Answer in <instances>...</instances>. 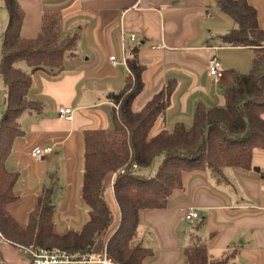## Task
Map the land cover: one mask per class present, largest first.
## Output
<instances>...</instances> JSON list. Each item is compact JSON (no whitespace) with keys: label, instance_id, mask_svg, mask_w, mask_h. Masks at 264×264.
I'll return each instance as SVG.
<instances>
[{"label":"crops","instance_id":"obj_1","mask_svg":"<svg viewBox=\"0 0 264 264\" xmlns=\"http://www.w3.org/2000/svg\"><path fill=\"white\" fill-rule=\"evenodd\" d=\"M257 10L258 25L264 29V0H246ZM25 18L21 36L34 38L43 8H60L64 33L77 34L74 55L67 56L60 69L26 66L31 77L29 98L41 103L39 111L22 113L21 136L15 139L4 160L7 172L16 176V201L7 211L25 227L38 197L53 187L54 230L59 235L79 232L88 219V207L80 199L83 168V133L111 130L117 105L109 96L121 91L129 76L121 64L120 32L133 34L129 48L139 47V62L145 66L144 89L133 102L140 110L169 80L176 81L171 103L160 117L153 134L172 130L176 123L189 128L195 109L223 106V93L234 83V75L247 74L252 67L253 50L230 48L219 40L235 28L215 0H21ZM1 20H6L1 13ZM63 33V32H62ZM120 63L113 66L110 57ZM216 56L223 76L208 75L209 60ZM5 88L0 85V118L5 109ZM59 107L73 109L72 120L60 118ZM50 148L42 161L31 156L35 149ZM257 167L256 171L253 168ZM155 170L146 171L153 175ZM218 181L211 173L186 174L183 187L165 209L144 211L138 232L143 244L154 251L146 264H184L183 250L194 237L205 243L213 258L236 251L228 264H264V152L254 150L252 168H227ZM112 181V179H111ZM115 218L119 209L112 183L105 191ZM192 208L198 217L185 219ZM199 221L195 228L183 221ZM147 247V246H146ZM0 240V264L10 257ZM23 259V260H22ZM22 264H26L22 257ZM6 261V263H2Z\"/></svg>","mask_w":264,"mask_h":264},{"label":"trees","instance_id":"obj_2","mask_svg":"<svg viewBox=\"0 0 264 264\" xmlns=\"http://www.w3.org/2000/svg\"><path fill=\"white\" fill-rule=\"evenodd\" d=\"M9 22L2 35L0 77L6 100L0 118V234L16 247L58 249L68 254L99 252L106 246L114 264H146L154 251L139 235L144 211L165 209L183 187L186 174L207 172L220 181L227 168L250 170L253 151L264 152V29L258 25L257 10L246 0H215L235 28L219 40L230 48L253 50L247 74L234 75V83L223 93L224 105L198 106L186 128L176 123L172 130L153 134L157 120L171 103L176 81L169 80L138 111L134 100L144 89L145 66L139 62V47L127 51L131 72L121 91L109 96L118 106L111 130L83 133V168L80 199L88 207V219L79 232L59 235L53 226V187L47 186L29 213L25 227L7 211L15 202L16 176L7 172L4 160L15 139L21 136L18 118L24 112L39 111L41 103L29 98L30 75L18 66L60 69L74 55L78 36H62L60 8H43L39 31L34 38L21 36L25 13L18 0H4ZM161 158L151 176L144 174ZM136 166V168L134 167ZM258 171L257 167L253 168ZM119 209L117 218L105 201L111 187ZM183 250L184 264H228L236 251L213 258L197 237ZM28 264L31 261L28 260Z\"/></svg>","mask_w":264,"mask_h":264},{"label":"built area","instance_id":"obj_3","mask_svg":"<svg viewBox=\"0 0 264 264\" xmlns=\"http://www.w3.org/2000/svg\"><path fill=\"white\" fill-rule=\"evenodd\" d=\"M120 38H121V42L123 43L122 44L123 56H122L121 64L127 69L129 76H131V72L126 64V56L124 55L125 52L124 45L127 40L130 42H134L136 37L133 34L126 35L124 31H121ZM109 60L113 66L120 64L114 56L110 57ZM207 71H208V75L215 80H219L222 78L223 72L221 70V63L216 56L212 57L209 60ZM57 114L60 118L71 121L73 109L69 107H59L57 109ZM50 153H51L50 148L35 149L34 151L31 152V156L37 161H42L44 157ZM134 167L136 168V166ZM197 217L198 215L194 209L189 208L188 210L185 211L186 220H194ZM0 240L2 241L4 240L1 234H0ZM17 248L23 255L29 258L31 264H114L107 254L106 246H104L103 249L99 252L75 253V254H68L58 249L47 250L43 248H35L32 246L30 247L20 246Z\"/></svg>","mask_w":264,"mask_h":264},{"label":"rangeland","instance_id":"obj_4","mask_svg":"<svg viewBox=\"0 0 264 264\" xmlns=\"http://www.w3.org/2000/svg\"><path fill=\"white\" fill-rule=\"evenodd\" d=\"M18 1L20 2L21 0H18ZM23 11H24V9H23ZM1 13H4V17H5L6 20H1ZM8 22H9L8 11H7L6 7H5L4 0H0V51H1V46H2V35H3L4 31L6 30V27L8 26ZM63 24H64V21H63ZM62 32H63L62 36L63 37L66 36L65 33H64L65 32L64 31V27H62ZM18 66L20 68L26 69V65H25L24 62H19ZM0 85H2L4 87L1 77H0ZM223 104H224V101H223ZM160 161H161V158H157L153 162L151 168H149L148 171L152 172L153 170H156V168H157L158 164L160 163ZM145 172H144V174H145ZM105 201L107 203V206L109 207V209L113 213L112 208L110 206V203L108 202V200H106V198H105ZM198 222H199L198 220L195 221V222H191V223L183 221V223H184L183 227L188 226V224H189V227L195 228L197 226ZM144 245L148 247L149 244L146 243ZM6 255L8 257H10V260L7 261L8 263H6V261H4V262L2 261V263H6V264H22V262H21L23 260L22 257L25 258L26 261H27V259L29 260V258L27 256L23 255L19 251V249H16V248H7ZM25 263L28 264V262H25Z\"/></svg>","mask_w":264,"mask_h":264}]
</instances>
